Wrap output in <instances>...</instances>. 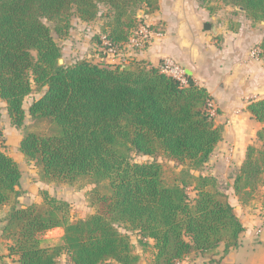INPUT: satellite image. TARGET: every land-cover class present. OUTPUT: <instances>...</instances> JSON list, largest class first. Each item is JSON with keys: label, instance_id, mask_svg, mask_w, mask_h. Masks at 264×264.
Listing matches in <instances>:
<instances>
[{"label": "trees", "instance_id": "16d2710c", "mask_svg": "<svg viewBox=\"0 0 264 264\" xmlns=\"http://www.w3.org/2000/svg\"><path fill=\"white\" fill-rule=\"evenodd\" d=\"M222 1L264 21V0ZM101 4L109 7L107 16L113 12V22L98 41L116 50L139 25L137 6L146 14L160 7L159 0H0V99L22 131L20 151L38 166L41 181L92 186L94 208L71 221L70 202L47 190L43 201L20 205V165L0 147V213L10 208L2 228L9 254L21 264H58L63 254L72 264H137L130 231L154 251L152 264H178L222 244L229 253L239 247L245 226L217 177L203 173L224 130L207 88L191 76L182 83L144 60L59 63L62 47L45 20L58 22L61 33L71 25L72 10L91 21ZM257 49L264 59V39ZM36 89L42 93L26 109ZM248 109L262 127L236 168L233 189L243 202L264 199V98L250 101ZM133 153L164 156L181 173L157 160L133 162ZM58 227L62 242L43 245L42 235Z\"/></svg>", "mask_w": 264, "mask_h": 264}, {"label": "crops", "instance_id": "0c3cea01", "mask_svg": "<svg viewBox=\"0 0 264 264\" xmlns=\"http://www.w3.org/2000/svg\"><path fill=\"white\" fill-rule=\"evenodd\" d=\"M220 3L217 0H159V11L148 15L147 22H161L163 35L153 36L143 47L128 43L130 48L123 54L129 56L126 63L144 60L155 66L171 58L185 70L187 77L191 76L197 84L207 88L212 97L216 122L224 128L223 140L209 159L210 165L216 164L214 168L211 166L215 176L220 171L219 166L230 171L239 167L248 145L256 142L262 123L249 111L248 105L252 100L264 98V59L257 49L264 39V21L252 19L241 7L222 6ZM207 22L213 23L216 31L206 30ZM118 64L125 65L123 62ZM31 103L25 108L28 109ZM7 117L9 125L17 129L11 124L8 113ZM219 118L224 121L220 122ZM6 124L0 122L5 137ZM20 142L21 139L18 148ZM256 220L253 218L246 223L242 219L245 231L239 247L231 249L224 257L222 254L218 260H211L217 258L215 255L210 259L212 263L206 259L200 263L199 259L186 257L179 264H204L206 261L207 264H248L242 255L249 252L240 250L244 246L243 240L251 242L255 239L258 233H254ZM3 226L0 228L3 263L0 264H21L18 255L9 254L11 241L6 239ZM55 231H59L56 236ZM63 234L64 229L60 227L47 231L42 235L43 245L61 243ZM254 261L252 258L248 262L255 264ZM58 264H72L69 255L63 254ZM259 264H264V258Z\"/></svg>", "mask_w": 264, "mask_h": 264}, {"label": "rangeland", "instance_id": "374dc122", "mask_svg": "<svg viewBox=\"0 0 264 264\" xmlns=\"http://www.w3.org/2000/svg\"><path fill=\"white\" fill-rule=\"evenodd\" d=\"M217 1L218 4H221L220 3L221 1L223 4L222 6L231 5L223 2L222 0H217ZM158 11L159 9L152 14L150 13L146 14L145 13L146 7L144 5H139L135 8V14L133 15L137 18L139 25L137 28L131 29L129 40L126 43H124L121 47H118V49L120 50H116V49L111 50V48H106L104 47L105 45L102 46V44L98 41V37L101 36L103 37V35L105 34L103 32V29L105 27L110 29L111 28V26H109L110 22H113V12L111 11L110 13L111 16H107L110 11H109V7L106 4H101L100 13L94 20L91 21L81 20L76 15V11L72 10V14L70 16L71 25L68 31H64L61 33H59L56 29V27L58 26V22L48 21V20L45 21L51 28L53 36L58 41L59 45L62 47V58L64 59L63 64L68 65L78 59L88 58L96 62L105 61L110 64H118V62H123V64L126 65L128 64L126 63L127 61L126 59H128L129 56L127 57L123 54L125 50H128L130 48L129 46H127V44L131 43L133 38L140 37L141 27L144 26L150 28V30L153 33V36L163 35L164 30H163V26L161 25V22H157L156 24H150L147 22V20L149 19L148 15H155ZM103 41L105 42L104 44L108 43V41L106 40ZM131 44L134 45V43ZM104 52L106 53L109 52L108 55L107 54L105 55L106 57H102V54ZM41 93H42L41 90L36 89L29 97H27L25 106L28 107V104L31 103L34 98L40 96ZM0 104L2 107L0 122L7 123L5 126L6 137L3 136V131L2 134L0 135V147L6 150L8 153H10L18 161L22 171L21 188L23 194L19 198L20 205H29L34 202L43 201L42 192L44 190H49L51 192V195L58 197L60 199L64 198L65 200L70 202L71 221L87 217L90 214V212L94 210V208L90 205L88 201V192L92 189V186H88L86 188L80 189L76 186H71L69 184H57L55 182L48 183L41 181L39 178L38 166L35 165V163L33 162L26 161L20 152V148H18L19 141L22 137V133H21L22 131L20 129H14L9 125V119L6 113V102L0 99ZM29 120L30 117L28 116L26 122H29ZM219 121L223 122L224 120L219 118ZM155 160L163 163L166 169H168V171H170L171 169L175 173L178 174L181 173L182 167L176 166L172 161L168 160L164 156L155 158L152 156L142 155L138 153L132 154L133 162L144 163ZM217 161H219V159L216 160V163ZM208 163L209 164L206 163V165L204 166L203 173L206 175H212L214 171L211 169H213L216 166V164L212 166L210 165L211 164L210 161H208ZM219 170L220 171H218L217 173L215 171L217 175L216 176L213 175V176L217 177L218 181L220 182L221 189L228 194L229 200L234 205L235 210L237 214L240 216L241 220L244 219L246 220V223H248V220H252L253 218H255V220L257 219L256 222L254 223L255 225L254 233L258 232L257 235L254 236L255 239L252 240L251 242L243 240L244 246H241L240 252L242 251L249 252V253H244V255H242L244 260L248 264H249L248 261H250L252 258H254L255 260L253 263L259 264L262 262L264 258V240H263L264 239V199H261V197L255 195V197H252L248 201L243 202L235 194V191L233 189L236 168L232 169L233 171H230L226 169H220L219 166ZM189 192L191 196L193 197L195 196V191L192 188L190 189ZM9 209L10 208L7 206L0 213V228L5 224V217ZM121 230L122 231L125 230L123 226H121ZM129 233L132 236V240L134 242L135 245L134 247L136 252L140 254V260L138 261L137 264H152L154 251L151 250L149 247H147V250H145L144 246L139 243V233L137 231H130ZM54 234L55 236L58 235L59 231H55ZM149 242L154 243L152 239H149ZM224 248L225 245L222 244L220 248H218L215 251L209 252L206 255L199 253L196 254L194 256V259L197 260L199 259L200 260L199 262L201 263L203 259L210 260L216 255L217 258L211 260H218V258H221L220 255L223 254L224 257L225 255ZM211 260L210 263H212ZM206 262L204 264H207Z\"/></svg>", "mask_w": 264, "mask_h": 264}, {"label": "built area", "instance_id": "2783aa9c", "mask_svg": "<svg viewBox=\"0 0 264 264\" xmlns=\"http://www.w3.org/2000/svg\"><path fill=\"white\" fill-rule=\"evenodd\" d=\"M140 33H141L140 37L133 38L132 43L139 45V46H145L151 41L153 37V33L150 30V28H147L144 26L140 28ZM112 49L113 48H111V50ZM160 67L164 73L177 78L182 83H187L188 79H187L185 70L173 59L171 58L164 59V61L160 64Z\"/></svg>", "mask_w": 264, "mask_h": 264}, {"label": "water", "instance_id": "95a60500", "mask_svg": "<svg viewBox=\"0 0 264 264\" xmlns=\"http://www.w3.org/2000/svg\"><path fill=\"white\" fill-rule=\"evenodd\" d=\"M205 29H206V30H213V31H216V27H215V25H214L213 23H211V22H207V23L205 24ZM63 62H64V59H63V58H60V59H59V63H60V64H63ZM93 212H94V210H93Z\"/></svg>", "mask_w": 264, "mask_h": 264}]
</instances>
